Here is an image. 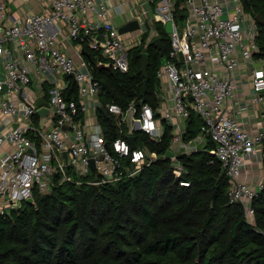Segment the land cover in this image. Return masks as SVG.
Returning <instances> with one entry per match:
<instances>
[{"label": "built area", "instance_id": "1", "mask_svg": "<svg viewBox=\"0 0 264 264\" xmlns=\"http://www.w3.org/2000/svg\"><path fill=\"white\" fill-rule=\"evenodd\" d=\"M49 1V8L9 22L7 4L0 0V111L10 127L0 133V213L34 197L35 187L51 190L56 174L62 180L93 183L136 175L160 158L142 135L160 139L167 123L172 127L167 151L174 154L166 151L164 156L172 159L176 173L183 171L182 154L208 150L229 176L230 200L242 202L247 216L254 218L253 199L264 179L251 185L243 172L249 158L264 161V120L253 132L228 108L242 70L251 74L253 103L264 99L261 23L245 0H138L155 6L156 12L137 7L133 18L139 27L130 36L113 20L110 0ZM131 1L119 0L114 6L124 11ZM169 20L174 29L157 70V105L143 97L128 106L103 101L107 88L96 78L93 63L79 49L76 56L62 47L65 42H87L96 51L97 65L127 72L130 48L163 37ZM74 84L80 102L69 94ZM40 97L49 108L44 124ZM102 105L121 131L113 141L99 118ZM80 108L83 117H77ZM192 113L202 122L198 134L186 139ZM210 140L214 146L208 148Z\"/></svg>", "mask_w": 264, "mask_h": 264}, {"label": "trees", "instance_id": "2", "mask_svg": "<svg viewBox=\"0 0 264 264\" xmlns=\"http://www.w3.org/2000/svg\"><path fill=\"white\" fill-rule=\"evenodd\" d=\"M245 6L264 16V0H245ZM163 40L168 49L167 32ZM259 41L264 50L263 24ZM85 48L96 78L107 88L104 101L124 106L143 97L142 51L148 50L146 100L158 104L163 56L157 45L146 46L143 40L130 48L127 72L97 65L96 51ZM72 88L70 96L80 102L77 84ZM83 115L80 108L77 117ZM99 118L109 141L121 134L114 117L100 110ZM201 122L192 113L186 139L198 134ZM171 130L165 123L160 139L142 135L160 158L134 176L93 183L56 174L51 190L35 187L33 200L23 199L0 213V264H264V186L249 218L242 202L230 200L229 176L208 150L182 154L183 171L176 173L172 159L164 156ZM213 146L211 140L206 145Z\"/></svg>", "mask_w": 264, "mask_h": 264}, {"label": "crops", "instance_id": "3", "mask_svg": "<svg viewBox=\"0 0 264 264\" xmlns=\"http://www.w3.org/2000/svg\"><path fill=\"white\" fill-rule=\"evenodd\" d=\"M3 1L7 4L8 7L9 22H12L19 17H24L28 13L42 11L50 7L49 0H3ZM118 2L119 0L109 1V3L112 5V8L110 10L111 15L116 23H122L121 21L123 20L125 22L123 25H125L127 21L132 20L134 18L133 15L130 16L128 14L130 11H128L127 8L124 11L117 9L114 5ZM135 29L127 30L126 35L130 36L132 30ZM63 37H64L63 33H59L57 35V38L60 41L63 40ZM85 46L90 51L93 50L89 45V43L87 42L83 43L79 41H74L73 43L65 42L62 47L67 52L72 53L76 56H78L77 50L79 49L80 51H82L83 55L87 57ZM144 51H148V50H144ZM162 56L164 58L165 54H162ZM159 86H160V80H159ZM252 95H253V87L251 84V74L247 72V70H242L239 72L237 78L236 96L229 100L228 108L230 109L232 114L238 117V119L245 125L247 129L256 132L258 128L262 125V121L264 120V99L259 103H253ZM104 99L105 97L102 98L103 101ZM98 110H102L101 106ZM89 114L91 115V110L89 111ZM13 124H17V121H14ZM8 127H9L8 125L4 124L3 114L0 111V133L5 131ZM10 147L11 146H9V148ZM243 178L251 185H257L260 181H262L264 179V161L259 160V158L256 157L249 158L246 168L243 172Z\"/></svg>", "mask_w": 264, "mask_h": 264}, {"label": "water", "instance_id": "4", "mask_svg": "<svg viewBox=\"0 0 264 264\" xmlns=\"http://www.w3.org/2000/svg\"><path fill=\"white\" fill-rule=\"evenodd\" d=\"M256 18L258 19V21L261 24L264 25V16L262 14H260V13L256 14ZM138 26H139L138 19H132V20L128 21L125 25H122L120 27V30L122 32H126L129 29L138 28ZM166 29H167L168 32L173 31L174 25H173V21L172 20H169L167 22ZM153 43L155 45H157L161 49V53L162 54H165V52H166V44H165L162 36L156 37L154 39ZM149 64H150V52L149 51H142V70H143V73L145 75L144 84H143V88H142V95H143V100L144 101L146 100V93H147V89H148V81H149V78H150V73H149V70H148ZM37 82H38V79H35V85L37 84ZM46 102H47V100L45 99V97H40L38 99V104H40V105L46 104ZM101 109H102V111L105 114H107L108 116H110V113L106 109L105 105H102L101 106ZM48 112H49V108L46 105H42L39 108V114L41 115L42 124L45 123V120L47 118ZM16 125L17 124H15V126ZM129 138H130V142L132 143V146L135 147L136 146L135 135H131V136H129ZM173 154H174V151L173 150H168L167 151V155L168 156L173 155ZM65 155H68V152L67 151H65ZM92 165H93V168L95 170L96 169V166H95L94 161H92ZM28 200H33V197H30Z\"/></svg>", "mask_w": 264, "mask_h": 264}, {"label": "rangeland", "instance_id": "5", "mask_svg": "<svg viewBox=\"0 0 264 264\" xmlns=\"http://www.w3.org/2000/svg\"><path fill=\"white\" fill-rule=\"evenodd\" d=\"M144 1V0H143ZM143 1H138V0H132L131 2L127 3L126 8L128 9V11H130L128 14L130 16H134L138 13V8H140L141 11H147L149 10L151 12V14L154 15V13L156 12V7L151 5V4H147L146 6L143 4ZM180 16L178 15V18ZM122 23H116L117 25H119L120 27L125 23L123 20L121 21ZM161 25H163V23H160ZM170 32H167V34ZM142 134V132H141Z\"/></svg>", "mask_w": 264, "mask_h": 264}]
</instances>
